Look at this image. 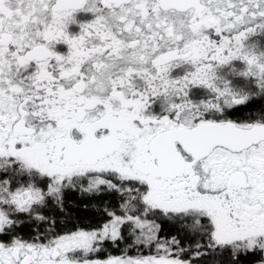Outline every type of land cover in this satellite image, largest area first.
I'll return each instance as SVG.
<instances>
[{"label": "snow or ice", "instance_id": "1", "mask_svg": "<svg viewBox=\"0 0 264 264\" xmlns=\"http://www.w3.org/2000/svg\"><path fill=\"white\" fill-rule=\"evenodd\" d=\"M0 264H264V0H0Z\"/></svg>", "mask_w": 264, "mask_h": 264}]
</instances>
